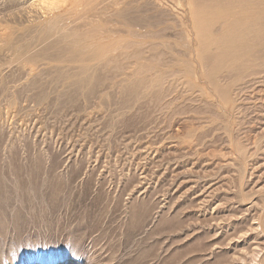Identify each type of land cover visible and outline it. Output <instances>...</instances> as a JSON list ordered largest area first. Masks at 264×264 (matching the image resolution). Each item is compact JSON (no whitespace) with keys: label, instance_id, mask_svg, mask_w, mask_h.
<instances>
[{"label":"rangeland","instance_id":"1","mask_svg":"<svg viewBox=\"0 0 264 264\" xmlns=\"http://www.w3.org/2000/svg\"><path fill=\"white\" fill-rule=\"evenodd\" d=\"M126 1L0 0V264H264V0Z\"/></svg>","mask_w":264,"mask_h":264},{"label":"bare ground","instance_id":"2","mask_svg":"<svg viewBox=\"0 0 264 264\" xmlns=\"http://www.w3.org/2000/svg\"><path fill=\"white\" fill-rule=\"evenodd\" d=\"M106 2L107 0H14V3L15 4H13V6H14V9L16 8V9H18L19 10V8L20 7H22L23 5H25V4H27V3H29L27 6H29V7H32L33 9H32V11H33V14H34V12H35V15H36V17H32V19L34 20L35 18L36 19H39V23H41L40 24V27H41V25H42V27H43V29H45V31H48V32H50V33H52V34H48L49 36L50 35H52V36H54L53 35V33H57L58 32V34H59V31H66V33H67V35H68V37H73L74 38V40H72L73 41V43L75 44V45H79L80 44V40L77 38L78 36H79V32H77V31H74L72 34L70 33V31H68V27H69V24L70 23H72V22H74L76 19H82L83 20V25L84 26H87V25H89V24H92L93 25V23H95V22H97L98 20L96 19V18H91L90 16H88V17H85L84 18V15H87L88 13H90V11L92 10H94L95 12H96V9L98 8L97 6L100 4V3H102V2ZM110 1V0H109ZM118 0H114V4L112 3V0H111V5L110 6H105L104 8H102V10H100V12L103 14V12H107V11H109L110 9L109 8H112L113 6H117V4L120 6V5H122L126 0H124V2L122 3V0H121V3L122 4H119V2H117ZM192 1V0H191ZM252 1H254V0H252ZM251 1V2H252ZM257 1V0H256ZM127 2V1H126ZM128 2H130V1H128ZM127 2V3H128ZM188 2V1H187ZM190 2V1H189ZM193 2V1H192ZM248 2H250V1H248ZM258 2V1H257ZM256 2V3H257ZM13 3V2H12ZM186 3V2H185ZM104 4L105 3H103V6H104ZM107 4V3H106ZM126 4V3H125ZM141 4V3H140ZM189 4V3H188ZM194 4V3H193ZM11 5V4H10ZM26 6V5H25ZM115 6V7H116ZM118 6V7H119ZM139 6V5H138ZM243 6V5H242ZM28 7V8H29ZM117 7V9H118V11H120L119 9L121 8V7H119L118 8ZM140 7V6H139ZM189 7H191L190 5H189ZM27 10H28V8L27 7H25ZM23 9L24 11L26 10V9ZM8 9H10V8H8ZM7 9V10H8ZM99 9H101V8H99ZM107 9H109V10H107ZM116 9V8H115ZM192 9H194L193 8V6H192ZM247 9V8H246ZM20 10H22L21 8H20ZM107 10V11H106ZM122 10V9H121ZM30 11H31V9L27 12V13H30ZM31 11V12H32ZM99 11V10H98ZM97 11V12H98ZM112 11L114 12V10L112 9ZM116 11V10H115ZM117 11V12H118ZM94 12V13H95ZM96 12V13H97ZM9 13H10V10H9ZM14 13V12H13ZM19 13V12H18ZM94 13L92 14V16L94 15ZM99 13V12H98ZM109 13V12H108ZM120 13H123V12H120ZM32 14V13H31ZM105 14V13H104ZM110 14V13H109ZM114 14V13H113ZM247 14H248V12H247ZM16 15V14H15ZM98 15V14H97ZM106 15V14H105ZM115 15H117L116 13H115ZM123 15H125V14H123ZM132 15V14H131ZM131 15H130V17H131ZM95 16V15H94ZM100 16H104V15H99L98 16V18H100ZM118 16V15H117ZM122 16V15H121ZM143 16V15H142ZM17 17V16H16ZM118 17H120V15L118 16ZM133 17V16H132ZM246 17V16H245ZM13 18V17H12ZM104 18V17H103ZM102 18V19H103ZM123 18H124V16H123ZM143 18V17H142ZM194 18V17H193ZM132 19V18H131ZM117 20H118V18H117ZM121 20V19H120ZM127 20H129V19H127ZM99 21H101V20H99ZM34 22V21H33ZM77 22V21H76ZM132 22V21H131ZM134 22V21H133ZM35 24H36V21L34 22ZM39 23H37V24H39ZM122 23H124V25L125 24H127V23H125V21L123 22V20H122ZM129 23V22H128ZM147 23V22H146ZM77 24H78V22H77ZM130 24V23H129ZM124 25L122 26V27H124ZM132 25V24H131ZM134 25V27H135V24H133ZM33 26V25H32ZM76 26V25H75ZM83 26V27H84ZM90 26V25H89ZM99 26H102V25H99ZM130 26V25H129ZM128 26V27H129ZM95 27V26H94ZM126 27V26H125ZM145 27H146V25H145ZM90 28V27H89ZM101 28V27H100ZM100 28L98 27V29H99V32H100ZM133 28V27H132ZM36 29V31H37V28H35ZM97 29V30H98ZM103 29V28H102ZM39 30V29H38ZM69 30H70V28H69ZM104 30V29H103ZM102 30V31H103ZM101 31V32H102ZM38 32H40V31H38ZM47 32V33H48ZM215 32V31H214ZM103 33V32H102ZM39 34V33H38ZM38 34H37V36H38ZM40 34H42V35H44L42 32L40 33ZM89 34V33H88ZM48 35H47V37H48ZM45 36V35H44ZM55 36H57V35H55ZM92 37V36H91ZM38 38H39V36H38ZM52 38V37H51ZM47 39V38H46ZM60 39V38H59ZM58 40V39H57ZM60 41H61V39H60ZM56 42V41H55ZM64 42V41H63ZM68 43V42H67ZM66 42H65V44H67ZM68 45V44H67ZM66 45V46H67ZM74 45V46H75ZM69 47H72L71 45L69 46ZM76 48H79V46H75ZM71 49V48H70ZM73 50H74V48H72ZM76 50H78V49H76ZM63 51V50H62ZM72 51V50H71ZM257 63V62H256ZM255 64V63H254ZM261 64V63H260Z\"/></svg>","mask_w":264,"mask_h":264}]
</instances>
